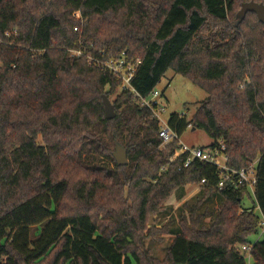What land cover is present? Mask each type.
<instances>
[{
    "label": "trees",
    "instance_id": "trees-1",
    "mask_svg": "<svg viewBox=\"0 0 264 264\" xmlns=\"http://www.w3.org/2000/svg\"><path fill=\"white\" fill-rule=\"evenodd\" d=\"M251 1L264 5L0 0V264H247L241 247L249 244L253 264H264L255 213L264 215V24L254 12L237 18ZM89 44L101 59L140 58L131 83L143 97L169 70L204 90L191 118L171 113L169 127L180 136L189 126L205 131L210 149L222 142L233 170L256 162L254 196L245 185L220 189L210 163L184 167L178 141L162 146L159 121L130 91L115 96L107 119L103 96L121 81L70 53ZM117 142L127 165L113 157ZM188 183L200 186L201 202L222 199L211 224L194 217L200 203L190 206L191 225L182 217L163 262L138 253L140 225ZM111 201L123 207L110 209Z\"/></svg>",
    "mask_w": 264,
    "mask_h": 264
},
{
    "label": "rangeland",
    "instance_id": "rangeland-1",
    "mask_svg": "<svg viewBox=\"0 0 264 264\" xmlns=\"http://www.w3.org/2000/svg\"><path fill=\"white\" fill-rule=\"evenodd\" d=\"M158 88L164 93L163 103L167 107L164 114L166 120L171 113L185 114L188 118H191L197 104L207 97V93L199 86L195 85L190 79L176 74L173 70H169L166 73ZM119 93L120 89L118 88L116 93L109 97L112 103L115 96ZM181 141L189 146L204 147L206 149H210V145L213 143V139L205 131L201 129L194 130L192 128L186 129L181 134ZM114 151L115 146L113 147ZM106 162L112 169L115 168V165L109 160L107 161L106 159ZM76 181L74 184H76ZM124 195L125 197L127 196L126 190H124ZM202 198L203 192L200 186L188 183L163 200L160 204L161 210L151 214L148 221L142 227L140 225L141 235L137 238V252H146L152 260L163 262L167 256L168 246L173 241L175 234L180 230L182 217H186L188 220L187 224L191 225L189 207L198 203L200 204L194 217L196 218L197 215H200L203 217L202 224L210 225L221 207L222 199L214 196L206 198L201 202ZM104 199H107V195H105ZM110 199L114 198L111 197ZM130 203L131 200L128 201V204ZM66 204L67 206L72 205L70 202ZM243 205L248 208L255 207L254 198L245 196L243 198ZM118 207L121 208L123 206L113 204L112 201L109 204L110 209H118ZM255 213L259 215L258 207H255ZM101 216L98 217V223H108V220ZM257 239L258 235H253L250 240L251 242H256ZM247 264H253L249 255L247 257Z\"/></svg>",
    "mask_w": 264,
    "mask_h": 264
},
{
    "label": "built area",
    "instance_id": "built-area-1",
    "mask_svg": "<svg viewBox=\"0 0 264 264\" xmlns=\"http://www.w3.org/2000/svg\"><path fill=\"white\" fill-rule=\"evenodd\" d=\"M73 15L78 19L82 18L80 11L74 12ZM74 30L79 31V27L76 26ZM6 36H9V33H7ZM93 47V44H89L87 47L79 48L78 50H71L70 53L73 56H77L78 58L85 57L90 65L101 68L103 71L117 77L121 81L119 86L120 90L130 91L134 95V98L138 99V102L142 108L151 110L152 118L159 121L161 125L160 137L162 138V146H167L172 141L177 140L180 146V153L185 155V160L183 163L184 167H189L195 159L210 163L215 166L217 173L220 175V180L218 183V187L220 189L227 185L230 187L245 185L249 189L250 193L254 196L255 186L257 183L256 162L247 168L236 171L229 168L227 165L229 157L225 152L226 146L222 142L217 148L214 149H204L202 147L189 146L183 143L181 141V136L169 127L168 119L166 120L164 118L167 107L165 103H163V91L157 87L148 97H143L132 86L131 81L139 65L141 64V59H129L125 53H123V55L117 59H101L88 52V50L93 49ZM189 128L192 127L189 126ZM206 182L207 179L203 178L202 184H205ZM259 214L261 217L259 236L261 237L264 236V215L260 209ZM252 246L253 244H249L241 248L242 251L246 252L250 256Z\"/></svg>",
    "mask_w": 264,
    "mask_h": 264
},
{
    "label": "water",
    "instance_id": "water-1",
    "mask_svg": "<svg viewBox=\"0 0 264 264\" xmlns=\"http://www.w3.org/2000/svg\"><path fill=\"white\" fill-rule=\"evenodd\" d=\"M248 12H254L257 15L259 21L264 24V5L262 3L251 1L249 3L243 4L237 15L238 20L244 19ZM103 104L106 118H114L116 116L115 106L106 95L103 96ZM113 157L120 166H124L129 163L128 150L121 142L116 143Z\"/></svg>",
    "mask_w": 264,
    "mask_h": 264
}]
</instances>
